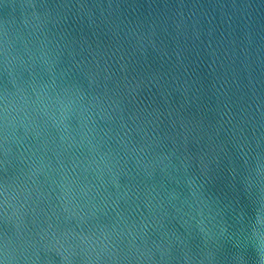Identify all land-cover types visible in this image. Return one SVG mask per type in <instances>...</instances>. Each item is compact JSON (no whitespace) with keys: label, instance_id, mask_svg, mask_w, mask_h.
<instances>
[{"label":"water","instance_id":"obj_1","mask_svg":"<svg viewBox=\"0 0 264 264\" xmlns=\"http://www.w3.org/2000/svg\"><path fill=\"white\" fill-rule=\"evenodd\" d=\"M0 264H264V0H0Z\"/></svg>","mask_w":264,"mask_h":264}]
</instances>
